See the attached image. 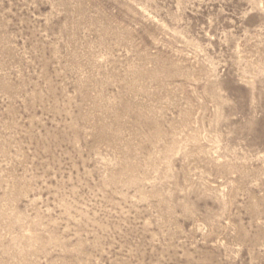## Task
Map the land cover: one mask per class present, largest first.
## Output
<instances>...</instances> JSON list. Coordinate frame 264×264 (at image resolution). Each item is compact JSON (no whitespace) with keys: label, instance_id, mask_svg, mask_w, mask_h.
I'll return each instance as SVG.
<instances>
[{"label":"rangeland","instance_id":"1","mask_svg":"<svg viewBox=\"0 0 264 264\" xmlns=\"http://www.w3.org/2000/svg\"><path fill=\"white\" fill-rule=\"evenodd\" d=\"M0 264H264V0H0Z\"/></svg>","mask_w":264,"mask_h":264}]
</instances>
